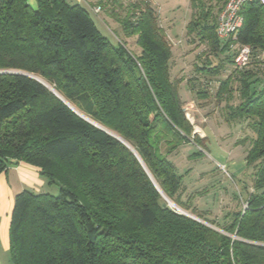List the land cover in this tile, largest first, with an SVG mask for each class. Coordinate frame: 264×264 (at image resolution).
<instances>
[{
    "label": "trees",
    "instance_id": "trees-1",
    "mask_svg": "<svg viewBox=\"0 0 264 264\" xmlns=\"http://www.w3.org/2000/svg\"><path fill=\"white\" fill-rule=\"evenodd\" d=\"M226 1L191 0L186 25L188 43L205 45L218 59L196 67L190 89L205 99L197 79L218 77L230 59L232 74L220 80L214 98L225 101L228 123L243 122L249 131L252 191L240 210L217 221L192 204L207 190L188 192L170 160L184 145L196 149L189 159L206 149L183 110L171 48L151 2L127 0L124 8L119 0H96L124 39L135 37L137 55L118 34L115 43L102 35L92 7L0 0V174L23 162L60 187L57 196L31 190L13 196L11 264H264V12L256 3L241 11L236 43L249 46L251 57L237 70L232 41L215 32ZM14 72L44 81L140 161L43 84ZM153 181L176 207L211 227L171 208Z\"/></svg>",
    "mask_w": 264,
    "mask_h": 264
},
{
    "label": "rangeland",
    "instance_id": "rangeland-1",
    "mask_svg": "<svg viewBox=\"0 0 264 264\" xmlns=\"http://www.w3.org/2000/svg\"><path fill=\"white\" fill-rule=\"evenodd\" d=\"M119 1L123 3L122 6L125 8L127 0ZM149 1L157 13L158 21L161 23L160 26L162 25L166 41L171 48V77L181 82L179 94L185 88L190 96L188 102H184L183 110L187 119L193 125L194 133L203 140L206 149L204 156L189 159L188 157L196 149L192 145H185L170 160L176 165L178 174L183 176V184L187 187L188 192L194 193L207 190V193L203 196L194 198L193 206H196L200 212H206V217L210 220L220 221L227 212L240 210L244 206L243 200L252 191V168L247 165L245 160L250 146L249 140L246 139L249 136V131L243 122L228 123L225 119V101L216 102L214 98L220 80H225L232 74V65L230 59L225 60L224 69L218 77L209 81L202 79V82L197 79L196 82L203 83L202 87L206 86L205 90L208 91V96L205 99L197 97V88L191 90L189 83L195 80L193 78L199 76L195 72L196 67L207 61L208 58H210V61L213 60L212 64L215 66L218 64V59L212 57L205 45L188 43L186 25L191 19V0ZM94 4H96V1ZM92 8H95V6ZM114 10L120 16L125 14V9H120L118 5L115 6ZM93 17L102 35L115 43L116 41L112 35L113 33L118 34L120 40L126 41L125 46L130 51L139 54V49L135 45V37L124 39L119 25L109 17L108 12L100 10ZM196 42L198 43L197 40ZM231 84L232 87L236 85L233 81ZM202 87L201 85L198 86V88ZM238 103L237 98L231 101L232 105ZM221 156L225 160L229 158L230 161L217 167L215 159L221 161ZM10 177L13 178L11 174ZM10 177L9 181L14 187L15 181L13 182ZM41 180L44 185L34 192L48 193L52 196L59 194L60 187L58 185L49 186L44 178L41 177ZM235 194L240 195L241 198H235ZM200 223L209 226L205 222L201 221ZM0 264H11L9 253L3 249L1 243Z\"/></svg>",
    "mask_w": 264,
    "mask_h": 264
},
{
    "label": "crops",
    "instance_id": "crops-1",
    "mask_svg": "<svg viewBox=\"0 0 264 264\" xmlns=\"http://www.w3.org/2000/svg\"><path fill=\"white\" fill-rule=\"evenodd\" d=\"M67 1L71 4L87 5L89 8L94 6L96 7V4H94L96 0ZM27 2L30 6L35 5V0H27ZM180 97L182 101L188 102L190 96L185 88L183 91L181 90ZM220 159L221 161L215 159V164H217V167L223 166L227 163V161H230L229 158L225 160V158L223 159L222 156ZM10 174L13 178L10 177ZM9 177L13 182L15 181L14 187H12L9 181ZM43 185L44 182L41 180L39 170L23 162H18L15 165H11L5 173L0 174V243L4 250H8V224L10 212L12 209L13 196L24 190L36 191L39 187H42Z\"/></svg>",
    "mask_w": 264,
    "mask_h": 264
},
{
    "label": "built area",
    "instance_id": "built-area-1",
    "mask_svg": "<svg viewBox=\"0 0 264 264\" xmlns=\"http://www.w3.org/2000/svg\"><path fill=\"white\" fill-rule=\"evenodd\" d=\"M250 3L260 5L264 12V0H227L217 16L216 36L226 41L230 39V50L234 54L233 65L237 70H241L248 65L251 57V49L246 45H238L236 37L243 27V17L241 11L243 7ZM93 14L100 12V8H91Z\"/></svg>",
    "mask_w": 264,
    "mask_h": 264
},
{
    "label": "water",
    "instance_id": "water-1",
    "mask_svg": "<svg viewBox=\"0 0 264 264\" xmlns=\"http://www.w3.org/2000/svg\"><path fill=\"white\" fill-rule=\"evenodd\" d=\"M23 76H27L41 84H43L46 88H48L52 93H54V95H56L64 104H66L71 110H73L74 113H76L79 117H81L82 119H84L85 121L93 124L94 126L98 127L99 129H101L102 131L106 132L107 134H109L110 136L114 137L115 139H117L119 142H121L122 144H124L128 149L131 150V152L136 156V158L140 161L138 155L135 153L134 149H132L126 142H124L122 139H120L119 137H117L116 135L110 133L109 131L97 126L96 124H94L93 122L89 121L88 119H86L85 117H83L82 115H80L78 112H76L66 101H64L54 90L52 87H50L48 84H46L44 81H42L41 79L25 74V73H21V72H14ZM144 167V166H143ZM152 179V178H151ZM154 185L156 186V188L158 189L157 185L155 184V182L153 181ZM159 193L161 194V196L165 199V201L168 203L169 206H172L174 209L178 210L182 215H185L195 221L201 222L198 218L194 217L193 215H190L186 212H184L181 209H178L177 207H175L168 199H166V197H164V195L161 193V191L158 189Z\"/></svg>",
    "mask_w": 264,
    "mask_h": 264
}]
</instances>
